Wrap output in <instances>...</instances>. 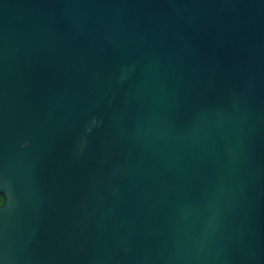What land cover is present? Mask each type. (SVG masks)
<instances>
[{
  "label": "water",
  "instance_id": "95a60500",
  "mask_svg": "<svg viewBox=\"0 0 264 264\" xmlns=\"http://www.w3.org/2000/svg\"><path fill=\"white\" fill-rule=\"evenodd\" d=\"M0 264H264V0H0Z\"/></svg>",
  "mask_w": 264,
  "mask_h": 264
},
{
  "label": "trees",
  "instance_id": "16d2710c",
  "mask_svg": "<svg viewBox=\"0 0 264 264\" xmlns=\"http://www.w3.org/2000/svg\"><path fill=\"white\" fill-rule=\"evenodd\" d=\"M0 204H2V198L0 197Z\"/></svg>",
  "mask_w": 264,
  "mask_h": 264
},
{
  "label": "clouds",
  "instance_id": "9594fccd",
  "mask_svg": "<svg viewBox=\"0 0 264 264\" xmlns=\"http://www.w3.org/2000/svg\"><path fill=\"white\" fill-rule=\"evenodd\" d=\"M0 207H3V205H2V204H0Z\"/></svg>",
  "mask_w": 264,
  "mask_h": 264
}]
</instances>
